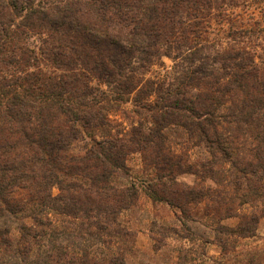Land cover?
<instances>
[{"label": "trees", "instance_id": "obj_1", "mask_svg": "<svg viewBox=\"0 0 264 264\" xmlns=\"http://www.w3.org/2000/svg\"><path fill=\"white\" fill-rule=\"evenodd\" d=\"M211 4L0 0V264H91L97 246L109 254L94 264H126L131 233L121 217L139 192L178 209L186 236L223 252L256 236L258 215L236 210L264 207V52L207 53L186 25ZM163 55L178 65L176 83L146 77ZM131 101L140 119L120 128L114 115ZM173 126L204 145L196 173L219 185L180 188L178 175L194 164L169 142ZM134 149L155 170L144 186L126 165ZM202 202L212 239L185 225ZM221 212L238 224H222Z\"/></svg>", "mask_w": 264, "mask_h": 264}, {"label": "rangeland", "instance_id": "obj_2", "mask_svg": "<svg viewBox=\"0 0 264 264\" xmlns=\"http://www.w3.org/2000/svg\"><path fill=\"white\" fill-rule=\"evenodd\" d=\"M211 2L208 10L203 12L199 18H192L186 25V27L192 26L195 32L191 37L206 46L207 53L213 55L217 50L223 51L232 47H245L259 54L264 52V0H211ZM41 64L49 70L54 69L50 63ZM178 70L176 61L169 55H163L156 58L148 67L146 77L160 83H176ZM120 105V110H117L114 115L115 123L119 124L120 128H130L133 122L140 119L133 111L137 107L132 101ZM168 132L170 133L169 142L194 164L190 165L189 171L178 175L180 188L186 186L214 188L219 185L207 174L205 177L203 176L205 173H196L198 169L203 172L200 165L208 158L209 153L204 145L196 144L195 138H190L178 127L173 126ZM236 142L240 143L237 140ZM126 165L131 172V179L136 180L139 186H144V181L151 178L155 172L154 168L144 160L142 152L135 149L127 156ZM224 181L227 185L228 180ZM58 191L55 187L54 192L58 193ZM189 207L194 219L186 218L185 225L191 228L194 236L205 234L212 239L211 226L215 223L212 219L213 214L205 213L207 212L206 202L191 204ZM177 210L166 201H153L145 192H139L135 204L124 211L121 217L131 233L125 248L126 252L124 251L126 264H180L179 256L182 252L188 254L185 264H242L253 257L264 262V207L262 202L247 203L236 210V214L239 215L241 213L258 215L257 232L255 237L239 240L236 247L229 248L226 252H223L217 243H203L198 237L192 240L190 236H186L188 232L183 229L179 220L180 213L178 214ZM221 213L222 218L224 217L222 224L232 227L238 224L240 220L238 216L228 217L225 212ZM173 228H178V232L183 236L173 234L171 231ZM152 229L166 230L171 236L157 241L152 238L150 232ZM156 237H160V234L158 233ZM156 242L158 248H156ZM92 251L88 255L91 264L101 263V260L106 257L104 252L109 254L103 246L93 247Z\"/></svg>", "mask_w": 264, "mask_h": 264}]
</instances>
